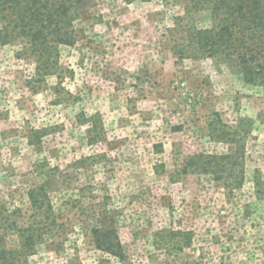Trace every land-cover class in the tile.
<instances>
[{
  "label": "rangeland",
  "instance_id": "obj_1",
  "mask_svg": "<svg viewBox=\"0 0 264 264\" xmlns=\"http://www.w3.org/2000/svg\"><path fill=\"white\" fill-rule=\"evenodd\" d=\"M82 2L49 64L0 40V253L35 226L17 264H264V26Z\"/></svg>",
  "mask_w": 264,
  "mask_h": 264
},
{
  "label": "trees",
  "instance_id": "obj_2",
  "mask_svg": "<svg viewBox=\"0 0 264 264\" xmlns=\"http://www.w3.org/2000/svg\"><path fill=\"white\" fill-rule=\"evenodd\" d=\"M234 1L236 0H227L225 6L224 4L222 7L217 6V11L226 10L224 13L228 14V17L238 16L244 21L243 24L247 20H258L256 26H264V6H261L264 0H248L244 4H234ZM82 3V0H0V18L3 23L0 40L8 43L17 37H27L32 43L33 54H38L39 59L47 58L49 64L53 56L52 52L58 51L59 45L71 44L75 41L73 22L81 17L79 8ZM248 12L250 16L247 15ZM248 30L253 33V36L259 33L252 27H248ZM233 158V156H227L221 160L228 161ZM201 159L203 156L194 158V160ZM204 165L209 166L207 163ZM184 171H186L185 168ZM36 231L38 230L35 226L20 230L23 249L15 252L4 251L0 253V256H6V261L10 264H17L18 258L27 257L34 249L36 239L41 238L42 234L38 235Z\"/></svg>",
  "mask_w": 264,
  "mask_h": 264
}]
</instances>
